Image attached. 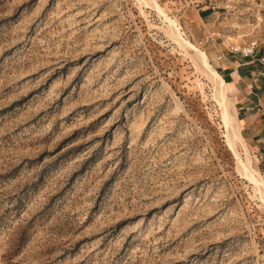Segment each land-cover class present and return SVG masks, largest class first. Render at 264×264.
<instances>
[{
  "label": "rangeland",
  "instance_id": "obj_1",
  "mask_svg": "<svg viewBox=\"0 0 264 264\" xmlns=\"http://www.w3.org/2000/svg\"><path fill=\"white\" fill-rule=\"evenodd\" d=\"M155 1L233 124L151 4L0 0V264H264V0Z\"/></svg>",
  "mask_w": 264,
  "mask_h": 264
},
{
  "label": "bare ground",
  "instance_id": "obj_2",
  "mask_svg": "<svg viewBox=\"0 0 264 264\" xmlns=\"http://www.w3.org/2000/svg\"><path fill=\"white\" fill-rule=\"evenodd\" d=\"M141 1L144 2L143 4H146V6L151 4L153 7H155V9L158 10V12L160 14H163L165 16V18L167 19V21L170 22L169 24L172 26V28L170 29L172 32V35H174L178 39V41L182 42V44H180V45H182V46L185 45V46L191 48L195 52V54H194L195 58L198 59L202 63V65L204 66V68H205L206 72L208 73L210 79L218 87L217 94L219 96L220 101L219 100H217V101L220 102V104L222 105V108H223L222 114H223V118H224L223 121H225L224 123H226L227 125L233 124L232 120H231V118H233V117H231L230 107L228 105V95H227L228 83L225 80V78L217 70H215L213 68V66L211 65V63L209 61L207 53L204 50H202L201 48H199L197 45L193 44L192 42L188 41L187 39H185L183 37V35L180 32V29L178 27V24H177L178 22L170 19L171 17L169 18L165 14L164 10L157 3V1H155V0H139V2H141ZM185 46H183V47H185ZM233 119L236 120V118H233ZM233 126H234L233 127L234 128L233 134H234L235 138L242 142L244 140L243 135L241 134L240 131L236 130V128H239V127H235V125H233ZM230 127H232V126H230ZM228 131H229V129H228ZM227 138H228V143H230L229 146L233 145L232 141H234L236 143L235 139L234 140L232 139V136L231 137L227 136ZM235 147H236V145H233V149ZM234 151H235V149H234ZM236 155L238 158L237 160H239V164H241V166L243 167L245 176L257 186V188L259 189V191L261 193H264V178L257 177V175H256L257 172L254 169L250 168L249 165L244 163V161L240 157V154L237 153V150H236ZM248 162L250 163V159H248Z\"/></svg>",
  "mask_w": 264,
  "mask_h": 264
},
{
  "label": "built area",
  "instance_id": "obj_3",
  "mask_svg": "<svg viewBox=\"0 0 264 264\" xmlns=\"http://www.w3.org/2000/svg\"><path fill=\"white\" fill-rule=\"evenodd\" d=\"M181 3L187 4V5H195V0H180ZM259 47L258 40H255L251 42L248 46L243 48H236L233 49L235 53H240L242 57L245 58H252L255 55L256 49ZM218 61H223L225 63H229L230 61L226 58L224 54H220L217 58ZM261 61V60H260ZM264 61V58L263 60Z\"/></svg>",
  "mask_w": 264,
  "mask_h": 264
},
{
  "label": "crops",
  "instance_id": "obj_4",
  "mask_svg": "<svg viewBox=\"0 0 264 264\" xmlns=\"http://www.w3.org/2000/svg\"><path fill=\"white\" fill-rule=\"evenodd\" d=\"M230 61V60H229Z\"/></svg>",
  "mask_w": 264,
  "mask_h": 264
}]
</instances>
